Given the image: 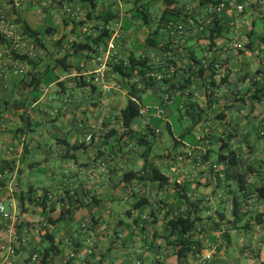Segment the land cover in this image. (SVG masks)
Listing matches in <instances>:
<instances>
[{"label":"crops","instance_id":"1","mask_svg":"<svg viewBox=\"0 0 264 264\" xmlns=\"http://www.w3.org/2000/svg\"><path fill=\"white\" fill-rule=\"evenodd\" d=\"M1 1L6 4L7 13L19 24L22 22L41 32L39 39L43 46L34 45L26 36L32 45L30 54L26 56L35 61L33 71L43 72L53 67L54 60L66 54H71L67 61L75 70L62 73L60 68L55 69L62 85L53 82L41 86L37 90L39 98L33 101L34 96L29 93L25 79L12 75L10 71L8 42L7 45L0 44V52L3 53L0 60V169L6 168L0 171V205L4 207L2 202L7 200L8 212L20 218L14 224L10 220L4 221L0 214V264H23L29 250L40 245L39 227L34 232L30 228L34 227L32 224L27 226V222L44 219L40 207L30 205L28 201L24 203L26 210L18 206L19 194L28 188L33 196L42 197L45 193L51 196L48 207L54 211L48 215L52 219L59 215L61 208L69 205L57 202L66 192L74 198L86 200L84 206L75 204L77 210L74 215L82 214L76 219L74 217L69 225L46 222L49 232L56 236L59 249L58 253L49 257L50 264H175L169 258L171 249L166 244L165 218L178 212H189L192 217L201 219L196 222L194 231L201 250L181 259L179 264H263L264 198L259 196V191L264 190V81L254 73L255 70L250 72L243 67L238 73L229 65L227 70H220L214 75L212 86H204L201 79H197L195 84L182 91L185 98L190 94L191 102L199 106L203 119L209 121L204 127L205 137H199V145L190 149L211 150V142L206 140L210 136L217 140L216 145L225 140L227 148L237 152L242 168L252 167L246 177V197L237 194V188L231 181L226 183L223 178H217L210 169L212 163L206 167L210 155L203 164L196 165L195 173L189 160L179 157L181 152L178 154L174 150L182 147L183 152L187 149L184 143L178 147L173 145V138L179 139L175 133L169 146L168 143L163 144V136L158 138L148 157L149 163L171 173L166 174L170 184L159 189L156 183L139 179L145 172L142 171L140 150L133 139L123 136L121 148H114L113 152L109 148L115 137L120 138L122 134L114 120L120 118L128 91L119 87L117 91L104 94L101 85L92 86L76 78L77 73L100 70L104 83H117L116 75L109 72L103 57L106 42L112 37L115 25L120 26L119 36L114 41V52L119 59L134 55L148 58L157 70L159 66L162 71L173 67L177 72L176 83H182L185 78L186 55L194 54L198 60L206 55L217 60L223 54L231 57L233 52L225 48L229 43L228 34H225L227 40L221 37L216 41V47L207 51V47L195 39L196 33L190 32L181 47L183 50H173L168 32L161 29L163 47L154 50L145 46L144 39L152 31L149 26L154 25L155 28L157 24L164 9L163 0H140L139 4L148 8L149 24L135 22L132 0H106L107 9L102 11L104 15L94 13L96 1L95 7L91 8L81 0H66L74 14L67 17L58 14V3L65 0H54L57 6L49 8H42L39 3L32 4L29 0ZM224 1L244 5L245 15H249L250 20L255 17L251 0ZM27 5H37L41 12H31L27 10ZM98 6L104 10L103 3ZM126 6L129 7L127 12ZM179 6L183 13L194 16L198 23L205 16V6L200 5L198 0H182ZM110 15L114 18L105 23L103 18ZM225 16L231 18L233 15L225 13ZM124 23L128 24L125 28ZM83 27L87 28L85 34ZM197 27L199 30L200 24ZM104 29L108 31V36L96 44L102 47L99 59L84 57L81 49L75 52L76 44L97 38ZM195 49L202 51L201 58L196 56ZM260 68L264 69V66L259 63L256 70ZM29 70L32 72V68L27 66L26 72ZM189 74L195 77L196 73L191 69ZM132 81L136 82V79ZM136 87L140 89L142 85L137 82ZM86 89L93 97H87L88 102H84L85 98L81 96ZM159 91L156 85L138 93L142 102L145 100L147 103L141 110L140 118L131 126L134 134L145 133L146 125L153 118H160L174 131L170 118L175 116L180 119V112L173 104H166L159 115ZM96 96L98 99H95ZM103 96L105 100L102 102ZM55 103L58 105L55 106ZM22 114H25L26 129L18 141L16 132L22 124ZM109 118L112 130L108 134L114 136L106 139V143L103 140L96 145L84 143L89 131L101 120L109 122ZM219 119L222 121H217ZM45 126L53 127L60 136L48 135ZM78 144H81L80 147ZM24 146L27 154L22 157ZM70 146L74 147L68 152ZM158 147L163 150L158 151ZM58 160L60 162L57 163ZM133 166L137 169H132ZM61 167L63 172L59 170ZM222 168L219 165L214 171L222 172ZM38 171L44 175L36 177ZM128 172L136 175L131 176L128 182H122L121 176ZM174 182L180 187L189 184L186 195L190 202L184 204L178 201L179 188L173 187ZM227 185L229 187L226 188ZM53 189L55 196L51 191ZM233 198L239 204L235 209ZM116 199L123 203L117 207L118 217L110 215L108 222H104L103 216L113 213L112 204ZM140 199L142 206L137 207ZM129 252L136 254L134 262L130 261Z\"/></svg>","mask_w":264,"mask_h":264},{"label":"trees","instance_id":"2","mask_svg":"<svg viewBox=\"0 0 264 264\" xmlns=\"http://www.w3.org/2000/svg\"><path fill=\"white\" fill-rule=\"evenodd\" d=\"M81 1L88 3L91 8L95 7V0ZM181 1L182 0H163L164 9L158 17L155 29L149 32V34L144 39V44L147 48L161 50V48L163 47V45H161V41L163 39L161 29H166V31L168 32L169 22L180 23L182 21H185L187 18H193L196 23L198 22V20L195 19L194 16L189 15L187 12L183 13V9L181 8V6H179V3ZM220 1L222 0H198V3L206 7L209 4H217ZM139 3L140 0H132L133 16H136L137 19H140L141 23L149 24V19L147 18L148 8H146L145 5H140ZM244 12L245 10L240 14H243ZM238 15L239 14L232 13V17L229 18L225 16V13H222L220 15L213 16L209 23H205V18L203 17L202 21L199 23L201 26L195 35V39L204 40L205 43L203 45H206L207 51L209 49H214L216 47V41H218L228 32L232 23L231 19ZM112 18H114V16L110 15L108 17H104L103 20L105 23H107ZM20 25L24 35L29 37L34 45L43 46L42 42L39 39V35L41 34L39 30H33L22 22ZM47 30L49 31V28H47ZM107 36L108 31L104 29L102 34H100L97 38H90L87 39L83 44H76L77 46L75 52L79 49L89 50L92 45L98 44L102 38ZM247 37L248 40L244 48L252 53L264 55V35H259L254 32L253 29H250ZM187 38L188 37H186L185 39V43ZM62 40L63 39L59 41ZM0 44L7 45L6 40L1 35ZM70 55L66 54L62 56V58L55 59V64L53 67L46 68L43 72H38L33 71L35 68V61L28 58L26 54H12V58L19 59L25 62L27 66L32 68V72L29 70L21 77L22 79H25V84L30 89L29 93L34 96L33 101H36L39 98L40 92H37V90L41 88V86L48 85L53 82L58 83V85H62V82L58 81L59 76L57 75L55 69L60 68L64 72L75 70V67L67 61ZM185 59L187 61V66L185 69H183L185 78L182 83H176L177 80L175 81V75H177L176 70H173L172 72H170L169 69H167V71H162V68H160V66L157 70L146 57L137 58L134 55H129L125 59H117L116 61L107 63L109 72L119 77L117 83L115 84L128 91V97L126 99L125 106L120 112V129L122 130V134L120 135V138L115 137L113 141L114 143L112 142L109 144L110 151L113 152L114 148H121V139L123 136H127V138H129L130 140L133 139L134 145H136L137 148L139 147V149H142V151L140 150V157L143 161L142 171L145 172V175H141L139 179L142 178L152 183H156L159 189L170 184L169 177L161 170L160 167L155 166L153 163H149L148 157L150 156L152 147L156 144V140L158 138L160 139L161 136L164 135V133L173 138L172 134L175 133V131L172 132L171 126L168 123L163 122L160 118L151 119V122L148 123V125H146L145 127V133L139 132L137 134H134L131 130V126L137 121L138 118H140L141 110L145 106L138 93L146 92V90L156 85L159 86L160 89L159 109L162 110V108L166 106V104H173L180 112V119H182L183 117H186V119L189 118L193 127L207 121L203 119V111L199 110V106H197L196 103L191 102L190 97H188L190 94L185 98L182 91L190 88L192 84L196 83L197 79H201V82L204 86H212V79L217 73L216 69L214 68V62L219 61L220 58L218 60L210 58V62L207 67H204L202 65L201 61L203 60V58L201 60H198L196 59L194 54H191L189 56L186 55ZM173 63L175 62L173 61ZM191 69H194V72L196 73L195 77H191V75L189 74V71H191ZM255 74L264 81V69L260 68L256 70ZM134 79H136V82L132 81ZM137 82L142 85V88L138 89L136 87ZM91 85L93 86L94 84ZM163 98H166V100L163 101ZM18 105V102H16L15 106L18 107ZM24 115L25 114L21 115L23 121L18 129V132H16V134L20 137L22 134H24L26 129V121ZM158 128L161 129L157 131ZM111 130L112 129L110 128L106 134H103L101 136V141L103 140V143H106V139L114 136V134H108V132H111ZM185 133L186 132L183 131L178 134L179 139L173 138L174 146L178 147L179 145L183 144L182 137ZM80 145L81 144H78L79 147ZM73 147L74 146H70L68 152L71 151ZM218 149L219 152L217 154V158L215 162L211 164L210 169L212 168L213 170V168H217L219 165L223 166L224 169L222 170V172H215L213 170V174H215L217 178H223L224 182L226 183L228 181H231L237 188V194L244 195L246 197L248 195L246 177L251 172L252 167L248 166L245 169L242 168L237 152L230 148H227V143L225 142V140L221 141ZM211 150L205 152L199 150L201 151L199 152V155L202 158V162H205L208 159ZM223 150H226V152L223 153ZM26 154L27 150L26 146H24V152L21 155L22 157H24ZM178 156L188 158L191 156V154L189 155V151H187L186 149L185 151L183 150V152L181 151ZM21 160H23V158H21ZM5 170L6 168L0 169L1 172ZM135 175L136 173L134 172L125 173L121 176V181L128 182L131 179V176ZM188 186V183H186L182 187H180L176 182H174L173 184V187L179 188V190L177 191V194L179 195L178 201H182L184 202V204L190 202L186 195V191L189 190ZM227 187L229 186L227 185L226 188ZM259 196L261 198H264V190L259 191ZM50 197L51 196H48V194L46 193L42 197L33 196L32 190L28 188L26 191L19 194L17 201L18 206L23 210H26V206L24 204L25 201H28L30 205L33 204L37 207H40L41 214L43 215L47 223L59 224L62 222L64 223V225H69L71 223V220L74 218L75 211L77 210V207L75 206L76 203L84 206V203L81 201V199L74 198V196H70L68 195V192H66L65 196H63V198H58L57 202L62 203L63 205H69L66 208H61L59 211V215L55 219H52L50 215H48V213L54 211L53 208L48 207ZM140 201L141 199L138 200L136 204L137 207L142 206ZM232 204L233 209H235L239 205L236 198L232 199ZM198 221H201V219L197 218L196 216L192 217L189 212H178L170 216H166V244L171 249L169 258L172 259L175 264H179L181 259L189 258L190 256L200 252L201 247L198 246L199 242L194 238L195 224ZM42 227L44 229V233L40 237V245L35 246L31 250H29V253L23 261V264H50L49 257L59 252L57 241H55V234L53 232H49L46 225H43Z\"/></svg>","mask_w":264,"mask_h":264},{"label":"built area","instance_id":"3","mask_svg":"<svg viewBox=\"0 0 264 264\" xmlns=\"http://www.w3.org/2000/svg\"><path fill=\"white\" fill-rule=\"evenodd\" d=\"M32 4L39 3L42 8H49V7H56L57 2L54 0H29ZM58 14L61 17H67L69 15H72V9L71 5L65 0L64 2H61L58 4ZM6 4H4L0 0V35L8 42L9 48L8 52L11 55V60L9 61L10 65V71L12 75L14 76H22L26 72L27 65L25 62L12 58V54H30V50L32 49V45L30 43V40L24 35L21 25L15 20L14 17H11L6 9ZM251 7L253 10L264 13V0H251ZM245 10V6L239 3H236L235 1H220L217 4H209L204 8L205 12V23H209L211 18L216 15H220L222 13H228V14H240L242 11ZM74 15V14H73ZM234 22L231 23L233 25ZM196 26V21L193 18H187L185 21H182L180 23H171L168 24V35L169 39L171 40L172 49L173 50H179L180 46L182 47L185 43L186 37H188L189 32L191 29H193ZM119 25H115V30L113 31L112 37L108 42H106L105 50L103 52L104 54V64L112 61H116L119 59L114 52V41L119 36ZM82 32L85 34L87 32V28L83 27ZM239 47V43H232L229 42L226 45L227 51H231L233 49H236ZM102 52V47L94 44L91 46L89 50L82 49L81 54L84 57H89L91 59H99L100 54ZM3 53L0 52V60H2ZM227 57L223 54L219 61L214 62V68L216 69L217 73L221 70V59H226ZM209 58L206 55L205 58H203L202 65L204 67H207L210 61H208ZM82 68V65H80ZM170 72L174 70L173 67L169 68ZM76 78L78 80H84V82L88 84H94V85H101L102 93L109 94L111 91H117L119 90V86L116 84L108 85L104 83L103 81V73L100 70L96 71H83L81 73L76 74ZM84 78V79H83ZM166 98H163V101H165ZM157 111L159 112V115L162 113V110L157 108ZM113 121V120H112ZM111 122V119L109 118V122H106L101 120L98 122V125L96 127H93L89 131V133L86 135L84 139V143L90 144L95 141H98V138L101 137L105 132H107L111 126L109 123ZM159 197L161 196V193L158 194ZM0 214L2 216L3 220H10L12 222H16L17 218L15 214L6 212L4 207L0 205ZM34 259V256H33ZM68 260V259H67Z\"/></svg>","mask_w":264,"mask_h":264},{"label":"rangeland","instance_id":"4","mask_svg":"<svg viewBox=\"0 0 264 264\" xmlns=\"http://www.w3.org/2000/svg\"><path fill=\"white\" fill-rule=\"evenodd\" d=\"M96 1V3H97V7L94 9V13H96V14H103L104 15V12H102V11H105L106 9H107V6H106V0H95ZM100 3H103L104 4V10L102 9H100L99 8V4ZM126 11L125 12H127L128 11V8L129 7H127L126 6ZM27 10H29V11H31V12H35V11H38V12H41V10H40V8L37 6V5H27ZM248 13V12H247ZM242 15H245V12L243 13V14H239L238 16H236V17H234V18H232L231 19V21L232 22H234V24L233 25H230V28H229V30H228V32H227V34H228V41L229 42H232V43H239V47L238 48H236V49H233V50H231V52H233L232 54H231V57H227L226 59H221V70H227V68L229 67V65H232L231 67H233V68H235L236 70H238L237 72L238 73H240V72H242V68L244 67V68H246V69H248V70H251L250 72H253V70H255L256 71V69L258 68V66H259V63L262 65V66H264V55H261V54H256V53H252V52H250V51H248V50H246L245 48H244V46H245V44H246V42H247V40H248V37H247V34H248V32H249V30L250 29H253L254 30V32H256L257 34H259V35H264V13H260V12H255L254 13V16L255 17H252V20H250L251 18H250V16L249 15H245V17L244 16H242ZM157 16H159V14H157ZM135 22H138V23H140L141 22V20L140 19H137V17L135 16ZM126 25H128L127 23H124L123 24V28H125V26ZM199 25V23L197 22L196 23V26L193 28V29H191L190 30V32H195V33H197V26ZM201 26V25H200ZM149 29H151V30H154L155 28H154V25H150L149 26ZM43 30V29H42ZM190 32H189V34H190ZM223 39H225V35L223 36ZM225 40H227V39H225ZM200 41V43L202 42V44H204L205 43V41L204 40H199ZM206 46V45H205ZM180 48H181V46H180ZM179 48V49H180ZM181 50H183V48H181ZM181 52V51H180ZM195 54H196V56L199 58H201L202 57V51L200 50V49H195ZM212 56V55H211ZM211 59H212V57H210ZM209 58V59H210ZM217 60V59H216ZM226 60V61H225ZM175 63H176V61H175ZM62 73H64V71H62ZM255 73V72H254ZM116 79H119V77L116 75ZM75 91H76V89H75ZM86 92H83L82 93V95L81 96H83L85 99H84V102H85V100H86V102H88V98L87 97H89V98H91V99H93V97L90 95V93H89V91H88V89H86L85 90ZM88 91V92H87ZM79 94V92L77 91V95ZM54 95V94H53ZM53 95H50V96H53ZM95 99H98L97 98V96H96V98ZM105 100V96H103L102 97V102ZM126 103V102H125ZM143 103L146 105V101L145 100H143ZM87 103H85V105H86ZM55 106L56 105H58V103H55L54 104ZM175 107V106H174ZM236 107V106H235ZM86 115H87V117L89 116V111L88 112H86ZM229 118V117H228ZM217 121H222V119H219V120H217ZM170 122H171V124H172V127H173V129H174V131H175V134L178 136V134H180L181 132H183V131H185L186 133L183 135V137H182V139H183V143H184V145L187 147V151H189V155L191 154V156L190 157H188V158H186V157H183L184 159H186V160H189V162L188 163H190V164H192L193 165V171L195 172V173H197V171H196V167H198V166H196V165H198V164H203V162H202V158L200 157V155H199V150H196V149H190V147H196V146H198L199 145V141H198V138L199 137H205V133H204V127L206 126V125H208V123H209V121L208 122H204V123H202V124H200L201 126L200 127H193L192 126V123H191V121H190V119L189 118H187L186 119V117H183L182 119H177V117H175V116H173V117H171L170 118ZM114 124H116V127H118V129L119 130H121L120 128H121V126H120V118H116L115 120H114ZM45 128V131L47 130L48 131V135H50V133H51V135H52V137H57V136H60V135H58V132L56 131V130H53L54 128L53 127H50L49 128V126H45L44 127ZM55 135H57V136H55ZM101 138L102 137H99L98 138V141H95V142H93L95 145L97 144V143H99L100 144V142H101ZM162 141H163V144H165V143H168V145L167 146H169L170 144H172V139H171V136H169L168 134H166V133H164V135H163V137H162ZM17 140L18 141H20L21 140V138L18 136L17 137ZM165 140H167V141H165ZM206 140H210V142H211V145H210V147H211V151H210V158H209V161H208V163L206 164V167L208 168V166L211 164V163H214L215 162V160H216V158H217V154H218V152H219V149H218V145H216V142H217V140L214 138V136H210V137H207L206 138ZM68 141H70V138H68ZM28 142V141H27ZM161 143L162 142H160L159 144L161 145ZM162 144V145H163ZM49 146L50 145H48V147H47V149L49 148ZM138 149H139V147H138ZM137 149V150H138ZM159 149H161V148H157V150L159 151ZM139 150H141L142 151V149H139ZM161 150H163V149H161ZM176 152H178V153H180L181 151H182V147L181 148H178V149H174ZM173 150V151H174ZM186 150V149H185ZM184 150V151H185ZM191 150V151H190ZM226 152V150H223V153H225ZM23 153V152H22ZM53 153H54V151H53ZM160 156H162V155H160ZM39 157V156H38ZM193 157V158H192ZM58 162H60L59 160L57 161V163ZM132 169H137V167L136 166H133V168ZM224 168H222V170H223ZM59 170L61 171V172H63V170H62V167L61 168H59ZM161 170L165 173V174H167V175H171V173L167 170V169H164V168H161ZM213 170H216V168H213ZM36 177L37 176H43L44 174H42V173H40V171H38V172H36ZM32 179H33V177H32ZM52 192H53V195L55 196L56 195V192H55V190L53 189V190H51ZM81 201L82 202H84V203H86V200H84V199H81ZM3 205H4V209H5V211L6 212H8V211H10L9 210V202H7V200H3ZM119 204H123L120 200H117L116 199V201H113V204H112V208H113V213L112 214H105L104 216H103V221L104 222H108V220H109V217H110V215L111 216H113V217H115V218H117L118 217V215L116 214V210H117V207H118V205ZM125 206H127V203L125 204ZM81 214L82 213H79V214H76V215H74V217H75V219L76 218H78V217H80L81 216ZM16 215V218H17V220H16V222H14V224H17L18 223V221L20 220V218L18 219V216H17V214H15ZM33 225L34 227H30L31 229H33V231L34 232H36L35 230L39 227V231H38V233H37V235H39V237H41L42 235L41 234H43L44 233V229H43V225L42 224H45L46 225V220H40V221H30V223L29 222H27V226L29 227L30 225ZM61 224H63L64 225V223H62L61 222ZM76 225V224H75ZM15 228V227H14ZM32 231V230H31ZM35 239V238H34ZM128 241L130 240V237L127 239ZM127 241V242H128ZM142 248H143V246H142ZM136 254L135 253H133V252H129V256H130V261H135L136 260V256H135Z\"/></svg>","mask_w":264,"mask_h":264}]
</instances>
